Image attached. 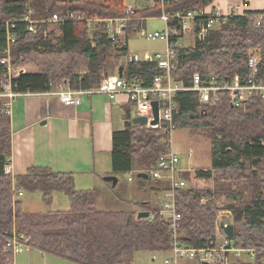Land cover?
Wrapping results in <instances>:
<instances>
[{
	"label": "trees",
	"instance_id": "obj_1",
	"mask_svg": "<svg viewBox=\"0 0 264 264\" xmlns=\"http://www.w3.org/2000/svg\"><path fill=\"white\" fill-rule=\"evenodd\" d=\"M214 1L155 0L153 7L137 9L135 16H156L162 13V7L169 15L188 14ZM125 5L124 0H0L3 21L22 15L28 6L35 9L34 16L38 19H51L55 14L64 19L56 23L62 32L56 43L53 34L44 35L50 28L49 22L40 23L37 34L27 31L24 23L16 26L14 64L16 68L29 70L14 80L15 89L44 92L67 83L74 89L98 88L104 78L116 74L110 69V58L117 69L120 58L128 54V46L126 41L120 39L114 43L108 38L106 22L91 27L84 19L124 16ZM71 13L81 14L84 19H67ZM139 21H130L128 29L138 27ZM206 22L198 19L196 31ZM5 34L6 26L0 22V56L6 45ZM195 39L193 45L179 49V65L174 71L177 80L190 85L192 74L199 71L204 77L217 75L230 82L238 75L246 81L249 58L257 56L261 62L257 81L264 85V10L233 17L229 23L214 26L203 38L196 36ZM163 72L155 61L129 59L124 76L150 85L154 77ZM5 75V69L0 66V80ZM175 103L176 129H192L208 137L212 158L211 167L192 168L181 173L186 182L176 196L182 214L181 243L198 248L211 245L217 237L218 220L223 210L219 200L224 198L227 201L224 209L231 212L230 223L235 226L233 246L256 249L253 258H234L231 264H264V97L255 95L234 105L224 92L220 100L202 103L196 92L182 91L176 95ZM132 112L130 104L125 113V129L113 135V173L120 175L138 168L151 177L149 170L169 149L164 141L165 126L148 128L134 124ZM11 145V117L2 103L0 264H15L14 255L6 245L15 229L30 237L32 248L73 264H136L138 252L170 253L169 225L159 214L157 203L151 206L150 200L143 202L150 216L139 218L136 210H99L96 191L77 189L73 173L35 166L14 178L5 172V165L10 162ZM137 178L141 187L149 185L156 192L170 188L166 181ZM19 190L41 192L43 202L48 205L54 203L56 192H62L70 207L29 212L17 196Z\"/></svg>",
	"mask_w": 264,
	"mask_h": 264
},
{
	"label": "built area",
	"instance_id": "obj_2",
	"mask_svg": "<svg viewBox=\"0 0 264 264\" xmlns=\"http://www.w3.org/2000/svg\"><path fill=\"white\" fill-rule=\"evenodd\" d=\"M211 6L212 4L200 11L189 12L188 14L177 12L174 15L167 14L164 7H162L160 18L164 21V30L147 32V30L143 28L144 26L136 30L142 37L161 39L165 41L166 44L164 50L150 53L145 58L147 61L157 62L159 68L164 71L162 74H157L150 85L130 80L124 75L120 77L118 74H115L108 75L104 78L100 86L96 89H74L66 84L53 91V93L59 95L61 101L67 106L79 104L81 102V95L85 92L105 94L111 99H115L119 95H126L129 101L135 105L136 116L147 118V123L143 125L144 127L161 128L165 126L166 138L164 141L169 149L160 156L156 166L149 170L152 179L166 181L170 184L169 189L160 192L161 196L158 202L159 214L167 221L171 235V249L169 256L164 260V264H181V262L186 259L198 261L199 264L205 261L210 263L220 262L222 264H231L234 258H253L255 256L256 249L253 248H237L233 246V244L231 247H227L229 240L221 225L227 224L222 218L226 216L228 212L220 213L218 234L216 239L211 241L210 246L198 248L184 245L180 241L182 214L178 210L176 196L177 191L186 185L181 173L190 170V167L187 170L179 168L181 158L172 147V135L176 130L174 117L176 95L182 91H194L198 94L200 102L209 103L211 101L220 100L222 93L226 92L234 105H239L242 101L255 95L261 94L264 97V85L257 81L261 71V62L257 56H251L249 58L248 77L246 81H242L240 77L236 75L232 81L228 82L223 77L217 75L204 77L199 71H195L192 74L191 84L186 85L183 80H177L174 76V71L179 65V49L184 46L183 38L186 35L193 34L195 36L204 37L209 29L214 26L227 24L230 19L242 14L241 6L233 8L228 15L223 14L216 8L209 9ZM136 12L137 8L132 4H127L125 5V15L120 17L84 19L81 14L75 16V14L71 13L68 15L67 19H84L88 21L91 27H93L95 23L104 21L108 24L106 29L108 38L116 43L118 40H122L123 35L126 37L130 21H142L143 18L135 16ZM34 13L35 9L32 6H28L26 12L22 15L14 19L3 21L1 20L2 9H0V22H3L6 26V45L2 48V54L0 56V66H2L6 72L5 77L0 80V106L3 103L9 111L11 102L14 98L21 94L31 93L17 91L14 85V80L27 72L25 68H16L14 64L13 45L18 39L16 26L19 23H24L26 24L27 31L37 34L40 23H57L64 20L58 14L53 15L51 19H38L34 16ZM198 19H204L207 22L202 24L200 30L197 32L196 21ZM171 21L176 22L172 23ZM49 32L51 31L48 28L44 31V35L49 34ZM36 93L40 94V92ZM154 101H157L159 106V122L156 124H152V121L155 119ZM192 155L193 150L191 149L189 151V157ZM5 172L12 174L11 163L5 165ZM138 172V168L130 172L129 180L132 181ZM23 194L24 192L22 190L17 192L18 197ZM227 215L230 216L231 212L229 211ZM6 245L13 255H18L32 249L30 237L24 233H19L16 229L7 240Z\"/></svg>",
	"mask_w": 264,
	"mask_h": 264
},
{
	"label": "crops",
	"instance_id": "obj_3",
	"mask_svg": "<svg viewBox=\"0 0 264 264\" xmlns=\"http://www.w3.org/2000/svg\"><path fill=\"white\" fill-rule=\"evenodd\" d=\"M154 1L153 4L148 2L138 9L153 7ZM237 6L242 7L241 15H247L249 12L264 10V0H215L209 9L216 8L228 15ZM141 18L143 19L139 21V26L132 30L136 31L140 26H145L151 19L160 18V14ZM126 38L122 40L128 46V37ZM135 55L137 59H145ZM53 91L21 94L11 102L9 114L12 145L9 163L12 166V175L15 178L35 166L73 173L76 188L96 190L97 208L108 210L102 194L116 186L112 181L105 180V177L115 175L112 169L113 135L115 131L125 129V113L130 104L133 108L132 121L137 117L135 105L126 95L111 99L105 94L85 92L81 95L79 104L67 106ZM117 176L119 178V174ZM141 188L143 187L139 183L138 199L143 196L140 195ZM22 196H25V192ZM148 200L151 199L145 197L142 202ZM131 209L138 212L145 210L136 204ZM32 250L34 251L15 255V264H29L35 253L43 260L48 258L49 254Z\"/></svg>",
	"mask_w": 264,
	"mask_h": 264
},
{
	"label": "rangeland",
	"instance_id": "obj_4",
	"mask_svg": "<svg viewBox=\"0 0 264 264\" xmlns=\"http://www.w3.org/2000/svg\"><path fill=\"white\" fill-rule=\"evenodd\" d=\"M153 0H124V3L133 4L135 8H141L143 4L146 3L153 4ZM143 7V6H142ZM165 24L160 18L151 19L146 22L144 29L147 32L154 31H162L164 30ZM49 34H53V42L56 43L58 40V36L62 34L61 30L58 29V25L56 23H51ZM127 37H128V56L133 54H138L140 58H146L147 55L154 51L164 50L165 43L161 39H150L146 37H142L138 31L129 30L128 29ZM123 40H126V37L122 36ZM195 37L192 34L186 35L183 38V44L185 46L193 45L195 43ZM111 65L110 69H112V73H116V63H114L113 58H110ZM27 71L29 69L25 68ZM82 74V73H81ZM68 84V83H67ZM70 85V83L68 84ZM71 86V85H70ZM74 106V105H72ZM172 147L179 154L181 158V162L179 164L180 169L187 170L189 167L192 168H207L211 167V141L208 137L201 136L200 134L195 133L189 129H176L172 135ZM193 150V155L189 157V151ZM139 180L137 177H134L133 181L129 180V173H122L119 175V183L103 195V199L105 201V206L108 210H112L114 208H120L122 210L133 211L131 208L135 207V204L143 208L142 201L147 197L151 199V206L158 204L160 201V192H156L152 190L148 185L141 188L140 195L142 199H138V189ZM56 199L55 203L52 205H48L42 200V193L39 191L31 192L25 191V196H20L24 201V209L29 212H48L49 210H66L69 208V201L67 196L62 192L55 193ZM64 202H63V200ZM220 208L223 209L222 213L229 212L224 209L227 201L224 198L219 200ZM134 204V205H133ZM119 209V210H120ZM118 210V209H114ZM223 216L225 222H231V216L227 217ZM34 249V248H32ZM31 249V250H32ZM30 252H33L32 250ZM27 253V252H25ZM15 256V255H14ZM169 256V253H151L148 251H142L136 253V264H164V260ZM47 259L39 258L35 253L34 258L31 260L29 264H73L68 262L67 260L47 256ZM198 261L194 260H183L181 264H198Z\"/></svg>",
	"mask_w": 264,
	"mask_h": 264
},
{
	"label": "water",
	"instance_id": "obj_5",
	"mask_svg": "<svg viewBox=\"0 0 264 264\" xmlns=\"http://www.w3.org/2000/svg\"><path fill=\"white\" fill-rule=\"evenodd\" d=\"M201 38H203V36ZM135 60H137V55L133 54L130 57V61H135ZM128 62H129V56L124 55L120 58L119 67H118V75L120 77H122L124 75V70H125V67L127 66ZM153 105H154L155 119L152 121V124H156L159 122L158 102L154 101ZM133 122L135 124H138V125H144L147 123V118L143 117V116H137V117L133 118ZM137 177H142L145 179L151 178L147 172H143V171H139L137 173ZM105 180L112 181L113 185L115 186V185H117L119 178L117 175H110V176L105 177ZM149 216H150V211H147V210H142L138 214L139 218H147ZM221 227L223 228L224 232L226 233V237L229 240V244L227 245V247L229 248L232 245V239H233L234 234H235V226L231 223H227V224H222ZM202 264H211V263L208 261H205Z\"/></svg>",
	"mask_w": 264,
	"mask_h": 264
},
{
	"label": "bare ground",
	"instance_id": "obj_6",
	"mask_svg": "<svg viewBox=\"0 0 264 264\" xmlns=\"http://www.w3.org/2000/svg\"><path fill=\"white\" fill-rule=\"evenodd\" d=\"M159 6V5H158ZM156 8V7H155ZM150 12V11H149ZM129 100V99H128ZM202 105V104H201ZM179 116V115H178ZM192 130V129H191ZM204 171V170H203ZM197 172V171H196ZM18 187V186H17ZM96 191V190H95ZM94 194H96V193H94ZM100 212V211H99ZM21 227V226H20ZM239 260V259H238Z\"/></svg>",
	"mask_w": 264,
	"mask_h": 264
}]
</instances>
